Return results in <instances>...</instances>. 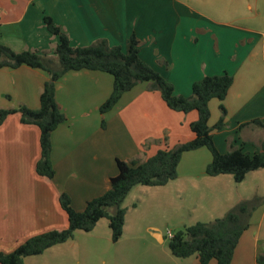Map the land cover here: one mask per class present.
I'll return each mask as SVG.
<instances>
[{
  "label": "crops",
  "instance_id": "obj_1",
  "mask_svg": "<svg viewBox=\"0 0 264 264\" xmlns=\"http://www.w3.org/2000/svg\"><path fill=\"white\" fill-rule=\"evenodd\" d=\"M44 16L60 27L73 48L104 39L124 49L135 35L139 58L179 96L189 97L192 84L205 76L230 75L225 99L208 104L210 127L222 116L221 104L225 109L224 127L212 131L214 145L221 154L229 144L248 153L255 147L264 150V0H0V44L14 52L54 56L58 38L47 31ZM47 81L48 74L39 69H0V110L38 109ZM112 82L106 73L77 71L56 83V101L66 121L50 137L52 180L35 171L38 128L21 124L18 113L0 125V253H10L38 234L67 228L60 194L68 195L74 210L83 211L88 201L109 189L117 175L116 160L144 162L159 150L193 139L190 124L197 113L171 111L146 83L124 93L102 117L99 107ZM210 160L205 148L184 153L176 179L151 187L154 195L166 203L187 196L200 203L207 222L241 201L262 199L231 264H264L258 262L264 257V168L235 183L230 175L207 176ZM149 231L163 240L157 230ZM66 243L23 262L42 264Z\"/></svg>",
  "mask_w": 264,
  "mask_h": 264
},
{
  "label": "trees",
  "instance_id": "obj_2",
  "mask_svg": "<svg viewBox=\"0 0 264 264\" xmlns=\"http://www.w3.org/2000/svg\"><path fill=\"white\" fill-rule=\"evenodd\" d=\"M43 23L47 31L58 38L54 57L36 51L14 52L0 44V69L27 66L48 74V81L39 94L38 109L20 106L17 109L0 110V125L8 115L18 113L21 124L38 128L40 157L35 165L38 176L49 180L54 178L50 137L66 121V116L56 101V83L69 72H101L112 77L111 93L99 107L102 117L118 104L124 93L138 84L146 83L150 91L160 94L171 111L197 113L196 121L190 124L194 137L173 148L159 150L144 162L116 160L117 175L110 179L109 189L88 201L83 211L74 210L68 195L60 194L59 205L67 216V228L38 234L24 241L12 252L0 253V264H24L25 258L41 255L51 247L72 240L76 231L90 232L100 219L108 221L111 240L118 241L125 219L122 204L129 192L135 186L162 187L175 180L177 167L184 153L205 148L211 156L205 174L209 177L230 175L235 183H241L249 172L264 168V150L261 147H255L253 153H248L242 146L229 144L228 151L221 154L214 145L212 131L224 127L225 109L221 104L219 109L222 116L210 127L208 104L213 99L220 102L225 99L233 81L230 75L205 76L192 84L189 97L179 96L174 93L172 84L139 58V41L135 35L132 34L127 39L124 49L120 46L111 47L104 39L86 47L73 48L68 36L50 17L44 16ZM254 123L258 122L250 124ZM101 126L105 127L103 119ZM261 202L260 198L241 201L221 218L209 223L197 222L175 232L168 241L171 255L182 259L195 256L196 264H231L238 241ZM258 262L263 263L264 257H258Z\"/></svg>",
  "mask_w": 264,
  "mask_h": 264
},
{
  "label": "rangeland",
  "instance_id": "obj_3",
  "mask_svg": "<svg viewBox=\"0 0 264 264\" xmlns=\"http://www.w3.org/2000/svg\"><path fill=\"white\" fill-rule=\"evenodd\" d=\"M155 189L135 186L129 192L122 204L125 219L118 241L111 240L108 221L100 219L90 232L76 231L71 241L42 264H193L195 256L182 259L171 255L168 233L173 235L196 222L209 223L207 216L200 203L194 204L187 196L166 203V198L154 195ZM149 229L160 232L163 240L156 239Z\"/></svg>",
  "mask_w": 264,
  "mask_h": 264
},
{
  "label": "built area",
  "instance_id": "obj_4",
  "mask_svg": "<svg viewBox=\"0 0 264 264\" xmlns=\"http://www.w3.org/2000/svg\"><path fill=\"white\" fill-rule=\"evenodd\" d=\"M171 236H172V234L169 232V233H168V237L170 238Z\"/></svg>",
  "mask_w": 264,
  "mask_h": 264
},
{
  "label": "water",
  "instance_id": "obj_5",
  "mask_svg": "<svg viewBox=\"0 0 264 264\" xmlns=\"http://www.w3.org/2000/svg\"><path fill=\"white\" fill-rule=\"evenodd\" d=\"M154 237H155L156 239H160V238H158V236H155V235H154ZM263 250H264V248H263Z\"/></svg>",
  "mask_w": 264,
  "mask_h": 264
},
{
  "label": "bare ground",
  "instance_id": "obj_6",
  "mask_svg": "<svg viewBox=\"0 0 264 264\" xmlns=\"http://www.w3.org/2000/svg\"><path fill=\"white\" fill-rule=\"evenodd\" d=\"M159 238V237H158Z\"/></svg>",
  "mask_w": 264,
  "mask_h": 264
}]
</instances>
